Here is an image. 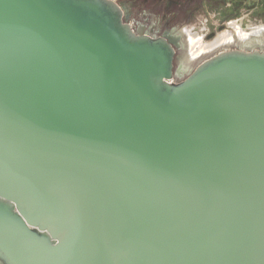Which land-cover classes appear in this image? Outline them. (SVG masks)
I'll use <instances>...</instances> for the list:
<instances>
[{"label":"water","instance_id":"1","mask_svg":"<svg viewBox=\"0 0 264 264\" xmlns=\"http://www.w3.org/2000/svg\"><path fill=\"white\" fill-rule=\"evenodd\" d=\"M116 0H0V264H264V28L176 81Z\"/></svg>","mask_w":264,"mask_h":264},{"label":"rangeland","instance_id":"2","mask_svg":"<svg viewBox=\"0 0 264 264\" xmlns=\"http://www.w3.org/2000/svg\"><path fill=\"white\" fill-rule=\"evenodd\" d=\"M119 2L128 8L130 13L128 21L132 26L134 20L145 23L147 28L154 24L152 30L155 34L166 29L192 30L202 34L203 38L209 39L216 31L224 28L227 21L232 19H242L243 23L264 22V9L255 8V4L243 6L241 3H236L223 8L218 6L219 8L215 9V6L210 7L208 4L202 6L201 0H120ZM181 36L182 47L177 46L175 48L174 71H178L181 65L182 71H191L199 62L214 54L204 55L202 58L187 64L185 59L187 52L186 35ZM181 70L179 69V73ZM186 76L187 74L184 73L181 76L177 74L175 80H181Z\"/></svg>","mask_w":264,"mask_h":264},{"label":"bare ground","instance_id":"3","mask_svg":"<svg viewBox=\"0 0 264 264\" xmlns=\"http://www.w3.org/2000/svg\"><path fill=\"white\" fill-rule=\"evenodd\" d=\"M261 28H264V22L243 23L242 19H232L227 21L226 26L216 31V33L209 39L203 38L202 34L198 32L182 30L181 34L186 35L187 41V52L185 56L186 63L189 64L190 62H193V60L202 58L204 55L221 51L227 45L236 43L247 34ZM181 68L182 65L179 69L181 70ZM179 69L177 72L174 71V77L181 73H179Z\"/></svg>","mask_w":264,"mask_h":264},{"label":"flooded vegetation","instance_id":"4","mask_svg":"<svg viewBox=\"0 0 264 264\" xmlns=\"http://www.w3.org/2000/svg\"><path fill=\"white\" fill-rule=\"evenodd\" d=\"M121 3V2H120ZM122 4V3H121ZM123 5V7H124V13H125V16H126V18H127V21L129 20V18H130V13H129V10H128V8L124 5V4H122ZM145 21V20H144ZM129 22V21H128ZM130 23V22H129ZM131 24V23H130ZM153 25L154 24H151L148 28H147V26H146V24L145 23H143V22H141V21H138V20H134V25L132 26L133 27V29L136 31V30H140V31H142L143 33H146V34H149V35H163V34H165V35H167V36H169L171 39H174L178 44L177 45H179L180 47H182V42H181V39H182V34H181V31H179V30H174V29H166V30H164L163 32H161V33H159V34H155L154 32H153V30H152V28H153ZM254 50H259V51H264V49L263 48H259V47H255V49ZM175 71H177V70H175ZM189 71L190 70H188L187 72H185L184 70L182 71L181 70V73H180V76H181V74H188L189 73ZM177 76V75H176Z\"/></svg>","mask_w":264,"mask_h":264},{"label":"crops","instance_id":"5","mask_svg":"<svg viewBox=\"0 0 264 264\" xmlns=\"http://www.w3.org/2000/svg\"><path fill=\"white\" fill-rule=\"evenodd\" d=\"M120 1V0H116ZM241 3L243 6L247 4H255V8L261 7L264 9V0H201V5L205 6L206 4L210 5V7L223 8L227 6H231L232 4ZM219 6V7H218Z\"/></svg>","mask_w":264,"mask_h":264}]
</instances>
